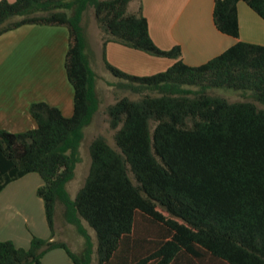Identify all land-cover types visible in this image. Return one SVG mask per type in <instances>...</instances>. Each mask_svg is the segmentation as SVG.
I'll list each match as a JSON object with an SVG mask.
<instances>
[{"label":"trees","instance_id":"obj_1","mask_svg":"<svg viewBox=\"0 0 264 264\" xmlns=\"http://www.w3.org/2000/svg\"><path fill=\"white\" fill-rule=\"evenodd\" d=\"M131 1H0V37L27 25L67 30L64 71L73 90L70 118L36 102L28 109L34 129L0 130V191L38 174L43 184L36 195L50 230V239L32 236L26 249L0 241V264H40L55 249L72 264L94 258L96 264H264V46L238 41L206 63L188 66L178 46L163 51L154 44L141 9L128 13ZM239 2L264 21V0H213L214 27L234 39ZM87 8L103 47L117 43L172 65L140 77L103 56L117 79L112 86L127 95L102 109L85 51ZM213 90L247 93L250 101L229 102ZM99 113L113 141L92 137L87 176L71 199L66 185L80 162L84 131ZM56 206L83 238L79 252L54 238ZM138 218L156 230L150 237Z\"/></svg>","mask_w":264,"mask_h":264},{"label":"crops","instance_id":"obj_2","mask_svg":"<svg viewBox=\"0 0 264 264\" xmlns=\"http://www.w3.org/2000/svg\"><path fill=\"white\" fill-rule=\"evenodd\" d=\"M139 8L154 44L163 51L178 46L183 63L191 67L206 63L238 41L264 46V21L243 2L237 5L238 39L221 34L214 27L213 0H132L127 11L135 14ZM82 27L90 66L92 49L101 50V59L104 56L110 66L133 76L154 75L172 65V60L117 43L103 47L98 27L90 45L83 18ZM67 37L63 27L34 25L0 37V130L21 133L34 129L36 124L28 109L36 102L57 108L65 118L73 115V90L64 71ZM96 85L98 88L97 82ZM42 184L38 174L29 173L0 191V241H11L26 249L32 236L50 239L43 203L36 195ZM40 264L72 262L63 250L55 249L46 253Z\"/></svg>","mask_w":264,"mask_h":264},{"label":"rangeland","instance_id":"obj_3","mask_svg":"<svg viewBox=\"0 0 264 264\" xmlns=\"http://www.w3.org/2000/svg\"><path fill=\"white\" fill-rule=\"evenodd\" d=\"M129 13V12H128ZM86 37L89 40L90 45H92L91 41H94L96 37V27L97 24L93 21V14L90 8H87L83 15ZM92 60L91 67L96 74L97 84L96 89L100 98V104L102 108L114 103L117 98H120L124 95L119 91H117L112 84L117 82V79L114 78L109 71L106 70L104 63L101 59V50L97 51L92 49ZM119 70V69H118ZM213 93L225 98L229 102L235 101H250L249 95L239 93V92H231V91H223V90H213ZM131 97V95H130ZM262 108V106H259ZM96 134L103 135L110 143H112V134L113 132L109 130L106 117L100 113L97 115L93 122V127H88L84 131V139L82 140L79 147V157L80 162L76 165L74 171L73 179L66 185V191L71 199H74L76 192L82 187L85 178L88 173V169L90 166V157L88 153V145L92 137ZM138 227L142 229V232H147V238L151 236L153 232L156 230L151 227L148 223L144 222L141 218H138ZM84 227L86 228L88 234L92 238V242H96L94 232L89 229L84 223ZM54 237L58 241L65 242L66 245L72 252H79L83 247V238L76 232L75 228L71 225H67L61 216V211L56 206L55 210V220H54ZM207 260V259H206ZM208 261V260H207ZM206 261V262H207ZM91 264H96L95 258L93 259ZM208 264H223L217 261H211Z\"/></svg>","mask_w":264,"mask_h":264}]
</instances>
